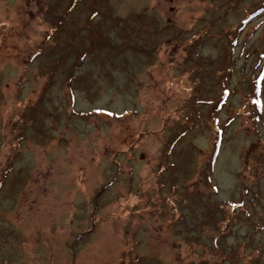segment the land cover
Here are the masks:
<instances>
[{"label": "rangeland", "instance_id": "rangeland-1", "mask_svg": "<svg viewBox=\"0 0 264 264\" xmlns=\"http://www.w3.org/2000/svg\"><path fill=\"white\" fill-rule=\"evenodd\" d=\"M260 193L264 0H0V264H264Z\"/></svg>", "mask_w": 264, "mask_h": 264}, {"label": "trees", "instance_id": "trees-1", "mask_svg": "<svg viewBox=\"0 0 264 264\" xmlns=\"http://www.w3.org/2000/svg\"><path fill=\"white\" fill-rule=\"evenodd\" d=\"M258 201H259V205L261 207V203L264 201V195L262 193L258 194ZM262 208V207H261ZM260 219V217H258ZM262 219V218H261ZM253 224H257L256 220H254L252 222V225Z\"/></svg>", "mask_w": 264, "mask_h": 264}]
</instances>
